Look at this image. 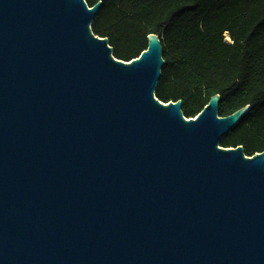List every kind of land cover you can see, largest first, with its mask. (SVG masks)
<instances>
[{
  "label": "water",
  "instance_id": "obj_1",
  "mask_svg": "<svg viewBox=\"0 0 264 264\" xmlns=\"http://www.w3.org/2000/svg\"><path fill=\"white\" fill-rule=\"evenodd\" d=\"M86 0H0V264H264V152L156 97V34L125 62Z\"/></svg>",
  "mask_w": 264,
  "mask_h": 264
},
{
  "label": "trees",
  "instance_id": "obj_2",
  "mask_svg": "<svg viewBox=\"0 0 264 264\" xmlns=\"http://www.w3.org/2000/svg\"><path fill=\"white\" fill-rule=\"evenodd\" d=\"M86 1L103 2L92 30L119 60L138 58L149 35L160 37L167 62L160 101L182 100L189 119L217 94L221 117L252 106L221 146H243L248 157L264 152V0Z\"/></svg>",
  "mask_w": 264,
  "mask_h": 264
},
{
  "label": "rangeland",
  "instance_id": "obj_3",
  "mask_svg": "<svg viewBox=\"0 0 264 264\" xmlns=\"http://www.w3.org/2000/svg\"><path fill=\"white\" fill-rule=\"evenodd\" d=\"M228 40H229V38H228Z\"/></svg>",
  "mask_w": 264,
  "mask_h": 264
}]
</instances>
